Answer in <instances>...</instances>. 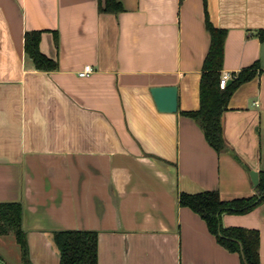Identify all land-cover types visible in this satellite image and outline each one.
<instances>
[{
  "label": "crops",
  "instance_id": "1",
  "mask_svg": "<svg viewBox=\"0 0 264 264\" xmlns=\"http://www.w3.org/2000/svg\"><path fill=\"white\" fill-rule=\"evenodd\" d=\"M118 1L122 11L111 14L104 0H0V203L23 205L32 264H60L54 233L73 230L98 233V264H243L179 197L255 194L264 0ZM207 21L226 31L222 72L262 67L223 118L243 164L219 155L183 114L200 108ZM33 31L56 70H36L27 57ZM88 65L94 73L80 78ZM164 86L178 87L176 113L156 107L150 90ZM222 224L258 230L264 264V204L224 214Z\"/></svg>",
  "mask_w": 264,
  "mask_h": 264
},
{
  "label": "trees",
  "instance_id": "2",
  "mask_svg": "<svg viewBox=\"0 0 264 264\" xmlns=\"http://www.w3.org/2000/svg\"><path fill=\"white\" fill-rule=\"evenodd\" d=\"M101 10L118 14L122 11L118 0H104ZM211 45L204 62L200 83V108L184 115L194 119L202 128L208 144L219 154L229 153L239 164L242 160L232 152L224 138L223 118L230 99L243 84L253 80L262 70L260 62L236 74L232 84L220 88L224 62L226 31L215 28L207 21ZM264 41V34H261ZM41 32L25 34V52L36 70L54 71L57 63L40 51ZM260 183L255 194L231 201L222 200L216 191L198 194H180V206L189 208L206 223L217 242L231 253L241 255V246L247 264H260V233L255 229L240 227L225 228L224 214H246L264 204V171L260 172ZM24 209L21 203H0V235H14L20 247L22 264L30 262L26 230L23 226ZM54 243L60 253V264H98V233L96 231H59L54 233ZM243 264L245 262L243 261Z\"/></svg>",
  "mask_w": 264,
  "mask_h": 264
},
{
  "label": "water",
  "instance_id": "3",
  "mask_svg": "<svg viewBox=\"0 0 264 264\" xmlns=\"http://www.w3.org/2000/svg\"><path fill=\"white\" fill-rule=\"evenodd\" d=\"M261 65L264 67V44L262 47ZM232 84L229 81L228 86ZM157 109L162 113H176L178 111V87L176 86H164L154 87L150 90ZM251 178L253 188L256 189L259 186L260 178L257 172L251 171ZM241 256L243 261L246 263L245 256L243 254V247L241 246Z\"/></svg>",
  "mask_w": 264,
  "mask_h": 264
},
{
  "label": "rangeland",
  "instance_id": "4",
  "mask_svg": "<svg viewBox=\"0 0 264 264\" xmlns=\"http://www.w3.org/2000/svg\"><path fill=\"white\" fill-rule=\"evenodd\" d=\"M1 260L6 264H22L20 247L12 234L0 237V263Z\"/></svg>",
  "mask_w": 264,
  "mask_h": 264
},
{
  "label": "built area",
  "instance_id": "5",
  "mask_svg": "<svg viewBox=\"0 0 264 264\" xmlns=\"http://www.w3.org/2000/svg\"><path fill=\"white\" fill-rule=\"evenodd\" d=\"M94 73V69L92 66H85L84 69L78 73V76L80 78H85L90 76ZM236 74L230 73V72H222L221 80H220V88L222 90L226 89L228 87L229 81H232L236 76Z\"/></svg>",
  "mask_w": 264,
  "mask_h": 264
}]
</instances>
